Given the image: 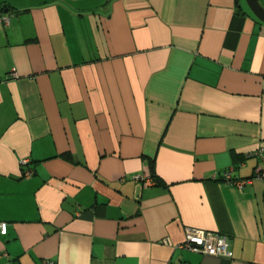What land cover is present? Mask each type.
I'll return each mask as SVG.
<instances>
[{
  "label": "crops",
  "instance_id": "1",
  "mask_svg": "<svg viewBox=\"0 0 264 264\" xmlns=\"http://www.w3.org/2000/svg\"><path fill=\"white\" fill-rule=\"evenodd\" d=\"M1 16L0 264H264V181L222 180L263 163L246 0H0ZM187 227L231 257L178 248Z\"/></svg>",
  "mask_w": 264,
  "mask_h": 264
},
{
  "label": "built area",
  "instance_id": "2",
  "mask_svg": "<svg viewBox=\"0 0 264 264\" xmlns=\"http://www.w3.org/2000/svg\"><path fill=\"white\" fill-rule=\"evenodd\" d=\"M8 22L9 17L1 16L0 22ZM16 75V74H14ZM259 156L262 159V164H258L254 167L253 174L249 178L245 179H234L233 172L235 166H230L223 172L222 180L228 184H234L237 188H242L248 183H251L253 180H262L264 181V154L261 150H258L254 153L248 155L250 156ZM23 165L27 164V161L22 162ZM243 165V163L241 164ZM33 174V171L28 169L25 170L23 176L25 178H30ZM139 181L143 182L145 185H153L155 181L152 178L143 180L139 178ZM0 233H6L5 223H0ZM180 249H188L192 252L202 253L212 256H222V257H231L230 245L228 241V236L220 234L214 231H207L194 227H187L185 229V240L177 246ZM42 264H57L55 260H45Z\"/></svg>",
  "mask_w": 264,
  "mask_h": 264
},
{
  "label": "water",
  "instance_id": "3",
  "mask_svg": "<svg viewBox=\"0 0 264 264\" xmlns=\"http://www.w3.org/2000/svg\"><path fill=\"white\" fill-rule=\"evenodd\" d=\"M252 13L262 22H264V6L259 0H246Z\"/></svg>",
  "mask_w": 264,
  "mask_h": 264
},
{
  "label": "trees",
  "instance_id": "4",
  "mask_svg": "<svg viewBox=\"0 0 264 264\" xmlns=\"http://www.w3.org/2000/svg\"><path fill=\"white\" fill-rule=\"evenodd\" d=\"M154 170H155V169H154L153 164H150V175H151V177H154V173H155ZM154 178H155V177H154Z\"/></svg>",
  "mask_w": 264,
  "mask_h": 264
}]
</instances>
